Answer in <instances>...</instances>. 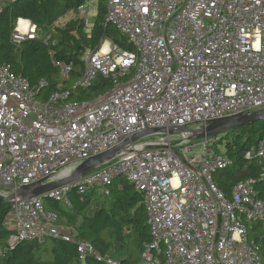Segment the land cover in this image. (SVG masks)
<instances>
[{"label":"built area","instance_id":"1","mask_svg":"<svg viewBox=\"0 0 264 264\" xmlns=\"http://www.w3.org/2000/svg\"><path fill=\"white\" fill-rule=\"evenodd\" d=\"M86 4L78 16L90 36L98 9L91 17ZM9 5L0 0V16ZM106 20L135 51L106 40L83 54L76 87L88 88L100 77L114 84L92 101L64 102L69 93L44 100L46 81L32 87L0 66V191L60 175L147 129L194 128L264 108V0H107ZM39 40L55 44L31 21H16L14 46ZM51 57L63 84L73 66ZM179 140L148 135L47 197L71 210V194L101 189L109 195L113 182L124 177L144 197L152 237L138 264H264V138L243 155L260 172L239 181L230 198L214 175L233 168L235 160L222 146L216 149L217 137L172 145ZM137 146L164 148L140 152ZM45 200L11 204L5 219L11 236L0 258L19 243L50 238L76 243L82 261L96 255L46 211Z\"/></svg>","mask_w":264,"mask_h":264},{"label":"trees","instance_id":"2","mask_svg":"<svg viewBox=\"0 0 264 264\" xmlns=\"http://www.w3.org/2000/svg\"><path fill=\"white\" fill-rule=\"evenodd\" d=\"M93 0H16L0 16V66L7 65L17 75L27 79L32 87L40 81L47 82L44 100L55 93H69L64 102L92 101L114 87L113 81L98 78L90 87H76L84 65L81 57L87 50H98L109 40L124 49L135 51L127 38L106 20L107 0H98L90 36L85 32V22L78 16L80 6ZM75 19L64 26L59 21L68 14ZM19 19L29 20L40 33L51 36L55 44L43 40L27 41L17 48L10 41L14 24ZM51 53L58 61L71 64L73 70L68 81L60 83V71L52 64ZM41 98V97H39ZM264 138V122L243 127L235 132L217 137L216 149L225 148L235 160V166L214 175L218 188L227 198L233 187L242 180L255 177L260 167L255 161H246L243 155L257 147ZM105 200L97 201L96 190L87 195L71 194V210L53 200H45L46 211L58 217V223L76 231V242L92 245L96 255L80 259L76 243L47 239L45 242H22L7 251L0 264H108L112 259L121 264H138L146 246L152 242L150 227L144 208V197L124 177L117 178L109 187ZM11 204L0 201V249L8 247L11 231L5 219Z\"/></svg>","mask_w":264,"mask_h":264},{"label":"water","instance_id":"3","mask_svg":"<svg viewBox=\"0 0 264 264\" xmlns=\"http://www.w3.org/2000/svg\"><path fill=\"white\" fill-rule=\"evenodd\" d=\"M258 122H264V108L205 121L197 124V126L194 128L171 127L168 129H147L133 136L131 139L119 144L113 149L93 156L60 175L49 176L30 185L21 186L13 192L0 191V201L12 204L15 201H27L39 196H42L46 200H48L47 194L49 192L64 187L72 182L78 181L89 173L100 169L105 164L118 158L123 153L129 152L131 150V146L134 143H136L140 139L145 138L148 135L163 133L180 136L181 140L172 143V145H175L178 143H191L209 138L224 136L243 127L254 125ZM157 148L164 147L137 146V149L140 152Z\"/></svg>","mask_w":264,"mask_h":264},{"label":"rangeland","instance_id":"4","mask_svg":"<svg viewBox=\"0 0 264 264\" xmlns=\"http://www.w3.org/2000/svg\"><path fill=\"white\" fill-rule=\"evenodd\" d=\"M87 8L89 10L90 16L93 17L96 13H97V9H98V5H99V1L98 0H93L89 3L86 4ZM76 16L72 13L66 15L63 19H61L58 23L60 26H64L68 21L75 19ZM93 20V19H92ZM25 27V26H24ZM222 153L226 152L225 148L223 147V149L221 150ZM227 154V153H226ZM97 196L95 197V199L98 201H103L105 200L104 197L106 195H104L101 192V189H97Z\"/></svg>","mask_w":264,"mask_h":264},{"label":"bare ground","instance_id":"5","mask_svg":"<svg viewBox=\"0 0 264 264\" xmlns=\"http://www.w3.org/2000/svg\"><path fill=\"white\" fill-rule=\"evenodd\" d=\"M22 20H23V19H22ZM20 24H21L22 27H24V26L26 25V23H25L24 21H21ZM107 49H108V47L105 46V47L103 48V51H107Z\"/></svg>","mask_w":264,"mask_h":264},{"label":"crops","instance_id":"6","mask_svg":"<svg viewBox=\"0 0 264 264\" xmlns=\"http://www.w3.org/2000/svg\"><path fill=\"white\" fill-rule=\"evenodd\" d=\"M14 1H16V0H8V3H13Z\"/></svg>","mask_w":264,"mask_h":264}]
</instances>
